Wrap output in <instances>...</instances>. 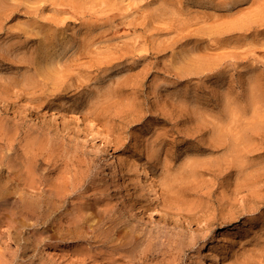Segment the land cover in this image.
<instances>
[{
  "label": "rangeland",
  "instance_id": "obj_1",
  "mask_svg": "<svg viewBox=\"0 0 264 264\" xmlns=\"http://www.w3.org/2000/svg\"><path fill=\"white\" fill-rule=\"evenodd\" d=\"M21 1L29 3L28 14L0 11V91L12 99L9 100L12 109L0 108V127L4 122L10 128L20 126L12 128L16 130L14 133L21 130L18 137L32 140V136L33 140L41 141L40 146L45 149L33 154H41L45 169L51 164L54 171L49 172L52 176L48 178L54 176V181L58 178L56 186L65 191L58 205L65 206L67 213L76 209L74 205L90 202L96 212L110 207L114 213L121 214L124 203L132 200L133 214H137L146 230L149 228L158 237L149 247V255L151 251L153 254L142 260V264H205L208 256L214 257L216 264H257L258 261L264 264V194L259 193H264L263 158L259 160L258 152L250 153V158L243 155L249 163L244 160L243 165L239 161L242 156L238 158L241 154L236 157L230 152L240 162L239 165L234 162L230 168L226 163L231 156L226 148L222 151L224 147L216 145L217 150L210 144L220 126H227L239 138L244 128L264 132L261 129L264 126V15L260 11L264 9V1L255 5L254 0L238 3L235 0ZM7 2L15 3V0ZM70 5L83 12L76 13ZM49 22L54 32L45 37L49 38L47 44L41 42V45L39 39L43 40L47 34L38 33V26ZM48 65L55 67L54 70L58 68L55 71L58 76L53 70L49 73L59 77L58 80L48 75ZM176 66H182L184 73V66L188 70L183 75L181 69L174 70ZM44 70L47 78L54 80L56 86L59 81L58 86L61 84L63 88L60 86L57 91L56 86L50 87L52 82L50 78L44 79ZM180 71L183 76L179 74V77ZM132 80L135 85L141 81L138 85L142 88L136 85L139 91L132 88L135 86ZM116 87L119 88L115 90ZM181 100L185 110L180 108ZM228 109L236 111L235 120H231ZM164 113L167 118L163 117ZM175 115L182 119L179 123ZM88 121L98 125L108 137L107 149L126 187L123 197L117 195L101 171L99 145L85 141L83 132L87 131ZM255 133L249 132V136L254 134L252 137L259 143ZM24 141L17 142L16 148L25 145ZM230 160L229 165L233 162ZM137 164L150 169L152 179L160 180L163 200L172 202L179 214H168L157 206L144 211L147 204L144 198L133 200L138 191L132 185ZM250 164L257 168L252 169ZM242 165L244 170L251 166L250 169L260 170L262 174L246 171L257 177L252 178L240 168ZM238 167L245 176L238 172ZM220 169L224 171L220 173ZM7 172L3 175L10 179ZM246 176L250 178L248 182L243 181ZM93 209L90 208L94 212ZM4 215L6 223L0 226V264H27L32 259L31 262L40 260L36 264L58 261L60 252L48 245L38 247V251L29 255L31 259L20 255L10 245V210L0 207V219ZM102 216L95 217L96 221L103 219ZM177 220L182 222V227L177 225ZM29 231L22 237V243L33 237L29 235L35 231ZM145 241L141 249L148 246ZM75 256L68 263L82 259Z\"/></svg>",
  "mask_w": 264,
  "mask_h": 264
},
{
  "label": "bare ground",
  "instance_id": "obj_2",
  "mask_svg": "<svg viewBox=\"0 0 264 264\" xmlns=\"http://www.w3.org/2000/svg\"><path fill=\"white\" fill-rule=\"evenodd\" d=\"M7 1L8 0H0V11H3L6 9V10H8V12L10 11L11 14L20 13V12L22 14L23 13H26V14L29 13V11H28L29 6H30V5H28L29 3H26V2L22 3L21 0H17L18 1L17 2L15 0V3L13 2L14 3L13 4L12 2H7ZM12 1H14V0H12ZM20 1H21V3H19ZM262 1H264V0H254L253 5H255L256 2L262 3ZM235 2L236 3L244 2V0H235ZM55 5H57V3ZM72 7L74 10V8L76 6H71V8ZM251 7H253V6H251ZM31 8L32 7H30V9ZM71 8H70V10H72ZM59 9L61 10V8H59ZM5 11H3V13ZM30 11H32V10H30ZM64 11H66V10H64ZM75 11H73V13H75ZM77 11H79V12H77ZM77 11H76V13H80V10H77ZM239 11H237V12L239 13ZM260 11L264 15V9L260 10ZM10 12L8 14H10ZM82 12L83 11H81V13ZM6 13L7 12H5V14ZM84 13H86V12L84 11ZM84 13H83V15H85ZM258 13H260V12L258 11ZM75 15H77V14H75ZM0 17H1V15H0ZM5 17L9 18V16H5ZM37 19H38V17H37ZM51 23L52 22L43 23L42 26H40V25L38 26V28H39V31H37L38 33L47 34L44 36L43 40L38 38L40 40V42H39V40H37V41L41 45L43 44L41 42H44V44L46 45L47 44L46 41L49 38L45 39V37H47V36L49 37V34L54 32V31H52L53 30V24H51ZM38 36H39V34H38ZM41 45H40V47H41ZM51 55H52V53H51ZM53 55H54V53H53ZM49 66L50 65H48V67ZM173 67H172V69H173ZM182 68H183L182 66L181 67L176 66V69H174V70L178 71V69L179 70L181 69V71H182L183 70ZM48 69L51 71V72L47 71L48 75H49V73L52 74V70H53V72L58 76V74H57L58 72H55L58 70V68H56V70H54L55 67L52 69V67L50 66ZM48 69L46 68V70H48ZM46 70H44L42 72V73L45 72L43 75L47 74ZM184 70L186 73L188 68H186L184 66ZM181 71H180V73H178V75H177V73H175V74L177 76H179V74L182 75ZM182 72L184 75L185 74L184 71H182ZM51 74L49 76L52 77L53 75H51ZM56 75H54L52 77L53 79L55 78L54 80L59 78V77H56ZM128 75H130V73H128L126 76H128ZM43 77H46V78H44L45 80L50 78V77L47 78V75L43 76ZM132 77H134V79L135 78L137 79V77H135L134 75ZM49 80L51 81L52 79L50 78ZM54 80L51 81L52 83L50 84V87H51V85H52V87L56 86L55 85L56 83L54 82ZM139 80H141V79H139ZM141 81H139V83H141ZM146 81H148V80H146ZM58 82H57V84L59 85L60 82L59 83ZM127 82L129 84V81H127ZM42 83H44V82H42ZM139 83L137 82L136 85L139 86L138 85ZM128 84L126 85V87L129 86ZM132 84H134V81ZM141 84H140V86L142 88ZM117 85L119 86V84H117ZM136 85L135 86L132 85V88L134 87V89H138ZM147 85H148V83H147ZM11 86H10V89L12 88ZM57 86L54 90H57V88L59 89L61 84H60V86H58V87ZM121 86L122 85H120V87ZM145 86H146V84H145ZM117 88H119V87H116L115 90H117ZM64 89H66V87H64ZM54 90H52V92H54ZM57 91H55V92H57ZM132 91L133 90H131V92ZM138 91H139V89H138ZM4 93L0 91V108L2 110L8 111V110L12 109V106L10 104V101L12 102V99L10 100V98H8V96ZM135 93H137V92H134V94ZM18 98H19V96L17 97V99ZM178 99H180V98H178ZM182 100H181V102H178V103H182ZM175 101H173V102H175ZM184 101L186 102L185 99H184ZM172 104H174V103H172ZM175 104H177V103L175 102ZM182 104L183 105H181L180 108H183V110H185L186 109L185 108L186 106H184L185 103H182ZM179 105L180 104H178V108H179ZM172 107H173V105H172ZM13 108H15V107H13ZM173 108H176V107H173ZM180 108L178 110H181ZM229 108L232 109V107H229ZM94 109L95 108H92L93 112H96V111H94ZM233 109H235V108L233 107ZM32 110L30 109V111H32ZM35 111L36 110H34V113H35ZM171 111L172 110L170 109V112ZM93 112L92 113L90 112L89 114H93ZM165 112H167V111H165ZM95 114L98 115L97 113H95ZM162 114H163V112H162ZM164 114H165L164 116L160 114L161 117L162 116L165 117L166 113H164ZM174 114H178V111H177V113H174ZM235 114L237 115L236 111L229 110V115L231 116V120H232V118L235 120V118H236ZM167 115H168V113H167ZM53 117H55L58 120L56 114H54ZM176 117H178V115ZM165 118H167V117H165ZM170 118H171V121H173L174 118L172 119V117H169V119ZM182 118H184V117H182ZM179 119H180V117L177 118V123H179L178 122ZM3 120L6 121L7 119L6 120L3 119ZM181 120L182 119H180L179 121H181ZM174 121H176V119ZM165 122H167V121H165ZM3 124L0 127V207H3V208L6 207V209L10 210V216L7 215L8 217H10V221L7 219V221H9V225H10V245L16 247L15 249L17 252H19L20 255H22V256L28 255V257H29V255L36 252V250L38 251V249H37L38 247H40V246L47 247V245H48L49 247L52 246V248L56 252H58V253L60 252L59 253L60 257H59L58 261H55V262L51 261L54 263H51L49 261L47 263V261H46V264H142V260H146V259H148V257L150 258V255H152L153 252L151 251L152 254L149 255V251L151 250V249L149 250V247L153 244L154 240H156L158 237L152 230L150 231L149 228L147 229L148 230L147 231L145 229V227L143 226V224H141V222H140L141 220L139 221L138 220L139 218L138 219L136 218L135 215H137V214H133V208L134 207L132 204V200L128 201V202L126 201L124 203V205L122 204L123 207L121 208V214L119 211H116V213H114L115 210L113 211L112 209H109L110 207L106 208L105 207L106 205L104 206L105 209L103 211L99 210L98 212H96L97 210L95 211L93 209V207H92L93 205L90 207V205H91V204H89L90 202L86 204L84 201H83L84 204H82V202H81V203H79L80 205H78V206L76 205L77 207H75V205H74V208H76V209L72 210L71 212L68 211L66 213L67 210H66L65 206L62 208V206L58 205L59 204L58 201L61 199L64 189L62 188L63 189L62 190L60 186L59 187L56 186V183L59 184V182H56L58 180V178H56L55 181L53 179L54 176L48 178L49 175L52 176V174H49V172L54 171V170H51V164L49 166L47 165L48 168L46 167V169H45V167H44L45 166V163H44L45 160L43 159L44 160L43 161L40 159L41 154L40 153H35L37 155L33 154L34 152H38V151L43 152V149H45L43 146H40L41 141L39 142V140L38 141L33 140L32 136H31L32 140H28L27 139L28 137L27 138L23 137L21 139L20 138L21 137V130L18 133H14V131H16V130H13L15 128L17 129L18 126L10 128V126H7L6 124L3 125ZM63 124L65 126V123H63ZM8 125H9V123H8ZM85 125L87 127V131L83 132L84 135L86 136L85 141H88V143L91 142L93 144L99 145V150H100V154H101V164H102V166H101L102 170L101 171H102V173L104 174L105 177H107L109 179L107 181H109V182L111 181V184H113V186L115 187V191L117 192V195H119L121 197L125 196L126 187L124 185V180L120 176V174L117 172L116 162L114 161V159L112 158V156L109 153V150L107 149L105 139H108V137L105 135L106 133L100 131L98 125H96L92 121H90V122L88 121L87 123H85ZM12 126H14V124ZM42 128H40V130ZM259 128H261V127L259 126ZM263 128H264V126H262L261 129H263ZM249 129L250 128H244L242 130V138H239L237 136H234L233 133L230 132V129L227 126L226 127L223 126V128L220 126V128L216 131V136L212 137V139L210 137V139L212 141H214V143L212 141H211L212 143L210 142L211 146L215 147L217 150L219 149V148H217L219 145L221 147H224V149H222V151L225 150V148H226V152H229V153L234 152L235 153L234 155L236 157L239 154H241L238 157V158H240V156H242L240 160L238 158L236 159V157L233 155V157H235L234 159L236 160V161H234L233 157L231 156V153H230L231 158H229L227 161L228 163H226L229 167L231 166L230 168H232V164L234 162H235L234 165H237L236 162H238V165H239V163L241 161H243L242 162L243 165H245L246 163L249 164L247 162L248 160L243 159V158L244 157L250 158L249 154L250 153L252 154L253 152L254 153L258 152L259 160H260V158L261 159L263 158V161L262 160L261 161L264 162V132L262 134H260L259 131L258 132L254 131V130H256L255 128H252L251 129L252 131H250ZM257 130H259V129H257ZM249 132L250 133L256 132L255 136H257L259 143H257V141L255 140V137H252V136H254V134H252L251 137L253 138V140H255L254 141L255 143L254 142L252 143L253 140L251 141L252 138L249 136L250 135ZM261 132H262V130H261ZM18 136H20V137H18ZM25 137H26V135H25ZM247 137L248 138L250 137L251 139H248ZM19 139H21V140H19ZM216 139L219 141L217 142ZM24 140H26V141H24ZM23 141L26 142L25 145H20L21 147L18 146V148H16L17 142H19L20 144H23ZM49 141L51 142V140H49ZM208 141H209V138H208ZM200 142H204V141L201 140ZM53 143H55V142H53ZM53 143H51V144L54 146ZM210 144L206 145L207 148H208V146L210 147ZM216 145H217V147H216ZM203 146H205V144H203ZM84 147H86V146H84ZM221 147H220V149H221ZM54 148H55V146H54ZM47 149H48V147H47ZM54 150L56 151V148ZM209 150H210V148H209ZM217 150H215V151H217ZM46 151H44V153ZM212 151L213 150L211 149L210 152L213 153ZM242 152H244V154ZM229 153H227L228 156H229ZM45 155L46 154H44L42 156H45ZM243 155H244V157H243ZM245 155H247V156H245ZM57 156H56V158H58ZM255 156H256V154H255ZM53 157H55V155H53ZM256 157H258V156H256ZM49 159H50V156H49ZM230 159H232V161H233L232 163H230L231 165H229ZM252 159H253V156H252ZM252 159H250V161ZM46 160L48 161V159H46ZM244 160L246 161V163H244ZM56 161H58V160L56 159ZM262 162H260V163L262 164ZM219 164H221V163H219ZM261 164L258 165V169H259V166H261ZM56 165L58 166L60 164L56 163ZM210 165H212V164H210ZM243 165L240 166L241 169H242V167L245 168V166H243ZM250 165H252V169H254V170H255V167L257 168V166H253L254 164H250ZM57 166H54V167L57 168ZM246 166H248V165H246ZM262 166H264V164H262ZM58 167H60V166H58ZM236 168H237V166H236ZM250 168H251V166L247 170L246 169L245 170L242 169V170L245 172L251 170V174H254L253 172H255V171H253ZM224 169H227V168H224ZM241 169L239 170V167H238V170H239L238 172L240 174L243 173L242 175H244V176H245V174L248 175L247 172L246 173L243 171L240 172ZM260 169H261V167H260ZM46 170H47V172H46ZM59 170H61V169H59ZM221 170H223V169H220V173L222 172ZM262 170L263 171H261V172L263 173L264 167L262 168ZM6 171L9 172L10 179L8 178L7 174H6L7 177L6 176L4 177L3 174ZM233 171H235V170H233ZM233 171H231V172H233ZM258 171L255 172V175L258 172V176H259V174H262V173L260 172V170H258ZM134 172L136 175H135V178L133 179L132 185L134 184L135 188H137L136 190H138V191H137V195H135L136 196L135 199H133V198L132 199L134 201H138V200H142V198H144L143 200L146 201V203H147L145 208L143 207L144 211L149 210L150 208H153L154 206H157V207H160L161 210L165 211L168 214H171V215L176 214V213L179 214L180 210L178 208H176L172 204V202L163 200V197H162L163 191H162V187L159 183L160 180L158 179L159 180L158 181L156 179L154 180V178L152 179L153 172L150 169H144V167L137 164L135 166ZM214 174L216 175V172ZM240 174H239V176H241ZM255 175L251 176L249 174L248 176H250L252 178L254 176V178H255ZM248 176H246V178L243 179L244 182H245V180L248 182V180L250 179V178H247ZM56 177H57V175H56ZM62 177L63 176L61 175V178ZM52 179H53V181H52ZM63 179H61V180H63ZM255 179H254V181H255ZM261 180H264V179L261 178ZM161 181H163V180H161ZM244 182H243V185H245ZM66 183H64V184L67 185ZM65 185L64 186L61 185V186L66 187ZM69 185H71V184H69ZM240 185L238 182V187L242 188V186H240ZM238 187L236 185V188H238ZM249 191H251V190H249ZM100 192H101V189H100ZM64 193H65V191H64ZM259 193L264 194L263 192H259ZM252 194L253 193H251V195ZM64 195H66V194H64ZM82 199H84V198H82ZM261 199H262V197H261ZM263 199H264V197H263ZM60 202H61V200H60ZM195 202H194V204H195ZM262 202H264V201L262 200ZM88 204H89V207L94 210V212L90 210V208L88 207ZM194 204H192L193 207H194ZM108 205H107V207H108ZM134 205L136 206V204H134ZM196 205H197V203H196ZM99 206L100 205L98 204V207ZM111 206H112V204H111ZM98 207H97V209H98ZM101 207H99V208H101ZM195 208H196V206H195ZM3 210H5V209H3ZM101 210H102V208H101ZM99 212H101V213H99ZM117 212H119V214H120V215H118L119 218L117 217ZM8 213H9V211H8ZM100 214L103 215L102 216L103 219L100 218L99 221H96L95 217H97ZM220 214H221V212H220ZM230 214H233V213H230ZM4 216H5L4 218L0 219V226H3V224L6 223L5 222L6 221V215H4ZM228 217H229V215H228ZM213 218H214V220H216L215 219L216 217L213 216ZM218 218H217V220H218ZM222 218H224L223 215H222ZM232 218L234 219L233 216H232ZM232 218H228V219H232ZM226 219H227V217H226ZM176 223H177V225H179L181 227L183 226L182 222L180 220H177ZM67 225H68V227H67ZM88 226L92 228V229L89 228L92 231H89V229H87ZM29 230H31V232H32V230L35 231L33 235H31L32 233L29 235V236H33V237L31 239H28V237H27L26 243H22L21 242L22 237ZM157 232H159V231H157ZM148 234L150 236H148ZM159 234H160V232H159ZM2 235H5V234L3 233ZM145 240L147 241L148 246L146 248L144 247V249H141L142 248L141 246H142V244H144ZM149 242H151L150 245H149ZM61 244H63V245H61ZM151 248H153V247H151ZM42 250H45V249H42ZM39 252H41V251L39 250ZM155 253H158V252L155 251ZM73 255L74 256L75 255L82 256V259H79V260L77 259L78 261L72 260L71 263L70 262L68 263L69 259ZM53 256H55V255H53ZM56 257H57V254H56ZM75 257L77 258V256H75ZM155 257H157V256H155ZM29 258L31 259V257H29ZM152 258H154V257H152ZM31 261H33V259ZM31 261H30V263L28 261V263L29 264H36L35 262L38 260L36 259L35 262H31ZM144 262H146V261H144ZM42 263H44V262H42ZM258 263H259V261H258ZM205 264H216V260L214 259V257L208 256L207 258H205ZM247 264H249V263H247ZM253 264H255V263H253Z\"/></svg>",
  "mask_w": 264,
  "mask_h": 264
}]
</instances>
